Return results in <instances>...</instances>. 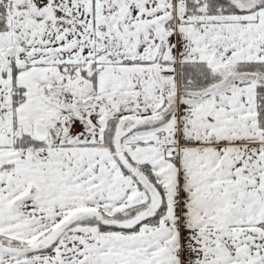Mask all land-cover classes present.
I'll return each instance as SVG.
<instances>
[{"label":"snow or ice","instance_id":"snow-or-ice-1","mask_svg":"<svg viewBox=\"0 0 264 264\" xmlns=\"http://www.w3.org/2000/svg\"><path fill=\"white\" fill-rule=\"evenodd\" d=\"M0 264H264V0H0Z\"/></svg>","mask_w":264,"mask_h":264}]
</instances>
